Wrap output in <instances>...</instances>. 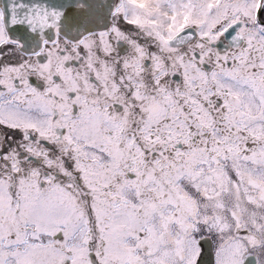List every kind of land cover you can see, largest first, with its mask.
<instances>
[{"label":"snow or ice","instance_id":"1","mask_svg":"<svg viewBox=\"0 0 264 264\" xmlns=\"http://www.w3.org/2000/svg\"><path fill=\"white\" fill-rule=\"evenodd\" d=\"M0 264H264V0H0Z\"/></svg>","mask_w":264,"mask_h":264}]
</instances>
